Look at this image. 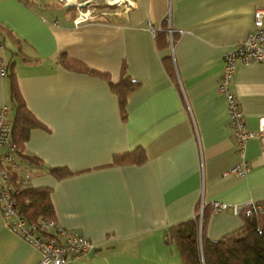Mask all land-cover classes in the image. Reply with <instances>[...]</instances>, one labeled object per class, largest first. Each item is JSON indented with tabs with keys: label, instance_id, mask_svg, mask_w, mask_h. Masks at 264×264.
<instances>
[{
	"label": "crops",
	"instance_id": "obj_1",
	"mask_svg": "<svg viewBox=\"0 0 264 264\" xmlns=\"http://www.w3.org/2000/svg\"><path fill=\"white\" fill-rule=\"evenodd\" d=\"M95 1L0 0L12 75L0 78V110L8 107L5 120L12 124L13 77L41 124L23 146L39 164L29 167L28 187L49 189L53 220L96 245L67 264H182L164 233L193 219L201 200L237 207L264 202V146L249 140L248 172L231 173L241 163L217 91L225 55L246 38L264 0H128L130 7L104 9ZM76 8L99 16L75 24ZM148 24L165 32L152 37ZM73 61L107 78L78 70ZM124 66L140 84L125 118L110 88ZM230 90L245 129L257 133L264 63H238ZM138 148L146 153L142 165H112L115 156ZM57 168L70 175L56 179L50 170ZM242 226L232 210L210 214L205 236L218 241ZM39 260L6 225L0 207V264Z\"/></svg>",
	"mask_w": 264,
	"mask_h": 264
},
{
	"label": "built area",
	"instance_id": "obj_2",
	"mask_svg": "<svg viewBox=\"0 0 264 264\" xmlns=\"http://www.w3.org/2000/svg\"><path fill=\"white\" fill-rule=\"evenodd\" d=\"M107 3L116 7L131 6L128 0L115 4L107 0ZM94 11L95 9L82 10L76 8V16L73 22L78 24L96 20L99 14ZM147 31L152 37H155L159 29L156 30L151 24H148ZM168 31L171 34V29ZM224 60L225 66L217 86V91L225 99L229 126L234 139L236 154L241 163V166L234 167L231 173L242 177L249 170V165L244 161L246 143L249 140L255 139L264 146V119L260 120L257 133L247 131L245 129L243 113L230 90V85L238 63L243 65L264 63V8L254 10L252 29L246 38L235 46L233 51L225 55ZM6 69L4 47L0 42V78L6 76ZM8 113V107L3 106L0 110V207L4 222L11 230L16 231L23 240L28 241L33 249L40 253L39 264H67L95 251L96 245L89 239L75 231L62 228L52 219H39L37 222L30 224L19 215L14 200L10 196L9 175L17 173L20 176L18 180L20 188L24 189L28 186L26 174L29 171V166L18 159L16 146L11 142L12 127L5 120ZM206 205L201 200L198 212L199 223ZM209 207L213 215L226 210H232L236 215L243 212L246 217H249L258 211H264V203L254 202H248L241 207L212 202L209 204Z\"/></svg>",
	"mask_w": 264,
	"mask_h": 264
},
{
	"label": "trees",
	"instance_id": "obj_3",
	"mask_svg": "<svg viewBox=\"0 0 264 264\" xmlns=\"http://www.w3.org/2000/svg\"><path fill=\"white\" fill-rule=\"evenodd\" d=\"M109 6L107 8H111ZM114 7V6H113ZM0 26V41L4 44L5 33ZM161 31L156 38L161 35ZM167 33V32H166ZM60 62L67 66L69 61L61 57ZM78 70H85L94 75L107 78L106 75L88 70L81 63L73 61ZM11 65H7L6 76H10ZM10 103L14 112L11 124V142L16 146L18 159L30 167L34 164L39 166L36 158L24 155V143L32 129L41 128V124L34 118L25 106L20 95L15 79L12 77L10 82ZM112 92L118 98V103L122 117L126 116V105L128 98L140 88V84L132 80L126 74L125 66L122 68L120 79L116 84H110ZM146 160V153L142 148H138L126 155L115 156L113 166L123 165H142ZM50 173L56 178L61 179L70 174L64 169H51ZM10 196L13 198L15 207L20 216L25 218L28 223L37 222L39 219L53 220V207L50 201L49 189H36L26 187L20 188L17 173L10 175ZM264 203V202H262ZM199 207L195 209L193 219L169 227L164 233V240L167 245H174L181 259L182 264H264V211L246 217L243 212L238 216L243 221L240 232L236 235L225 236L221 240L211 241L205 236L207 220L211 214L209 205L203 209L202 218L199 223Z\"/></svg>",
	"mask_w": 264,
	"mask_h": 264
},
{
	"label": "rangeland",
	"instance_id": "obj_4",
	"mask_svg": "<svg viewBox=\"0 0 264 264\" xmlns=\"http://www.w3.org/2000/svg\"><path fill=\"white\" fill-rule=\"evenodd\" d=\"M95 2L97 3L98 7L101 9L111 6L109 3H107V0H96Z\"/></svg>",
	"mask_w": 264,
	"mask_h": 264
},
{
	"label": "water",
	"instance_id": "obj_5",
	"mask_svg": "<svg viewBox=\"0 0 264 264\" xmlns=\"http://www.w3.org/2000/svg\"><path fill=\"white\" fill-rule=\"evenodd\" d=\"M85 4H81L80 7L84 6Z\"/></svg>",
	"mask_w": 264,
	"mask_h": 264
}]
</instances>
